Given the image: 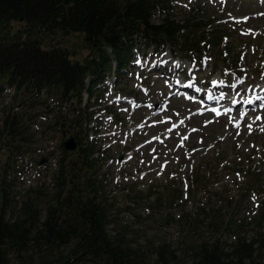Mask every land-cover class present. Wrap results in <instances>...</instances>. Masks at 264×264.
I'll return each instance as SVG.
<instances>
[{"label":"rangeland","instance_id":"374dc122","mask_svg":"<svg viewBox=\"0 0 264 264\" xmlns=\"http://www.w3.org/2000/svg\"><path fill=\"white\" fill-rule=\"evenodd\" d=\"M170 8L171 17L184 20L190 15L200 16L202 21L219 26V30L227 38L219 49L211 50L207 47L203 54H195L197 61L204 55L211 58L207 68L200 67L197 72L198 80H205L208 82L207 86H211V81L215 78L231 80L230 76H224V69L243 75L239 71V68L243 67L247 69L249 77L245 87L247 84L262 83L260 76L264 72L261 67L264 65V16L258 14L264 13V0H225L223 3L221 0H191L190 3L189 0H171ZM229 14L235 18L250 19L247 22L241 19L236 23L229 18ZM151 21L154 24L161 23L160 13H153ZM19 28V24L12 23L13 32ZM249 29L256 35L241 34ZM40 37L44 43L43 48L54 43L60 44L62 48L66 47L72 61L82 62L88 54L81 35L55 34ZM133 40L130 63L119 73H113V68L110 69L104 84L99 85V91L96 92L99 93L100 100L89 109L95 113L89 126L88 138L93 139L98 146L94 156L99 158L100 170L96 177L103 184L102 197L108 200L107 204L113 205L109 233L114 236L123 229L129 239L142 246L165 243L174 252L177 264H193L188 251L193 244L219 240L222 245L228 247L238 237L247 240L256 238L259 233L264 232V134L255 131L249 136L244 128L241 136L234 139L230 124L228 131L232 132V137H226L222 141L219 137L225 135L227 118H216L219 122L203 127V121L212 119L214 114H205L208 115L205 118V115H194L185 121L186 127L181 126L172 133L166 131L170 124L149 127L151 121H148L143 129H138L137 125L151 116L152 109L134 110L127 102L115 104L109 101L119 94L136 99L137 103H144L148 97L143 94V88H148L152 103H162L163 98L157 93L163 92L167 95L169 89L165 86L164 78L157 77L151 67L152 63L161 58L155 54L156 45L148 44L139 36H134ZM171 50L169 47L163 48V52L169 54L164 59L191 65L194 53L176 59L171 56ZM104 53L110 55V49L106 48ZM148 53L153 55L146 56ZM138 54L142 60L147 61L148 67L135 64ZM242 54H246L243 61ZM110 64L111 67L115 66V62ZM169 77V80H174L171 69ZM3 88L4 91L0 95V129L3 117H15L16 121L21 120L20 123L28 127L25 135H31L36 143L29 148H19L21 151L17 152V155L14 154L13 158L10 157L6 173L3 172L2 166L10 156L9 148L14 153L18 138L15 137L6 147L0 146V185L5 182L11 186L7 191L10 203L7 217L12 219L18 216L19 209L26 201L42 211L44 216V210L53 204L55 193V177L51 174V169L56 172L57 161L59 163L63 156L62 143L72 135L71 132L62 138L59 128L54 125L55 118L60 115L75 117L74 115H80L81 112H76L74 106L62 109L56 99L57 95L46 97L47 94H44V101L41 103V99L37 98L38 94L27 99L16 96L12 87ZM172 90L176 91L175 88ZM109 91L111 95H108ZM191 92L190 89L181 91L187 94ZM200 95L205 97L203 93ZM84 99L86 105V96ZM49 100L52 102L49 103ZM90 102L93 103V99ZM30 103H34L33 109H27ZM123 108H128L129 111H121ZM198 108L200 104L189 102L180 95L171 99L166 115L171 116L173 121H178L189 115V109L195 112ZM173 110L180 112L181 116H174ZM33 113H36L35 120H28V115L32 116ZM236 114H232L234 118H238ZM108 116L113 117L111 122H108ZM38 117L42 120L37 119ZM154 119L159 120L160 117ZM190 128H199L200 131L191 133L185 145L177 147L180 144V136L176 135V132L185 135ZM112 132L118 135H110ZM154 135H160L164 144L158 141L145 143ZM201 139L203 144L199 143ZM113 140L116 142L113 143ZM121 140L125 142L121 143ZM237 144L242 146L237 148ZM252 144L256 147H251ZM152 148L156 149L155 153L151 152ZM193 149L200 151L192 152ZM46 150L49 151L48 157L55 161L41 168L38 166L39 155ZM186 153L191 154L190 159ZM129 154L131 159L128 158ZM153 156L158 159L153 161ZM175 157H179V160ZM165 160L169 161L168 166L162 175H157ZM142 173H147L143 179ZM237 173L240 178H237ZM249 178L253 182L249 183ZM80 185H83V180H80ZM179 193L180 201L177 200ZM253 193L258 198L259 207L253 203ZM42 248L40 244H29L28 255L35 258L43 254ZM145 264L159 263L155 261L154 256H148Z\"/></svg>","mask_w":264,"mask_h":264},{"label":"trees","instance_id":"16d2710c","mask_svg":"<svg viewBox=\"0 0 264 264\" xmlns=\"http://www.w3.org/2000/svg\"><path fill=\"white\" fill-rule=\"evenodd\" d=\"M170 4L171 0H0V95L4 86L27 99L45 90L46 97L57 95L60 107L73 101L76 112H81L76 118H55L61 136L72 132L77 149L66 154L62 143L53 204L44 210V216L26 201L18 216L8 218L11 186L0 185V264H145L148 256L159 264H177L165 243L142 246L123 229L114 236L109 233L113 205L102 197L103 184L96 177L100 162L94 156L98 146L88 138L95 114L89 108L100 100L97 86L104 84L111 68L119 73L130 63L134 36L156 45V56L164 47L172 48L171 56L176 59L201 55L205 48L216 50L223 44L225 36L219 26L195 15L177 20L169 14ZM156 12L161 16L159 24L151 21ZM12 23L20 26L16 32ZM55 34L82 36L88 49L82 62L72 61L60 44L42 47L40 35ZM106 48L110 55L104 53ZM83 93L88 103L82 108ZM33 108L34 103L27 107ZM35 118L36 113L28 115V120ZM2 119L0 146L18 138L14 153L9 148L10 156L2 166L6 173L10 157L19 148L36 143L25 135L28 127L21 120L8 115ZM173 199L174 195L171 204ZM29 244H40L43 254L28 255ZM193 245L188 250L193 264H264V232L250 240L238 237L228 247L219 240Z\"/></svg>","mask_w":264,"mask_h":264},{"label":"snow or ice","instance_id":"6c2138e0","mask_svg":"<svg viewBox=\"0 0 264 264\" xmlns=\"http://www.w3.org/2000/svg\"><path fill=\"white\" fill-rule=\"evenodd\" d=\"M191 0H189V3ZM221 2H225V0H221ZM187 7V5H184ZM258 15L264 16V13H260ZM229 18L231 20H235L236 23H239L242 19L244 22H247L249 17L235 18L231 17L229 14ZM242 35L252 34L253 36L256 33L253 32L252 29L247 30V32L241 33ZM227 41V38H225ZM255 49L253 48V53ZM153 53H148L146 56H152ZM160 60L151 64L152 69L155 71L157 77H163L165 86L168 87V94L165 95L163 92H158L157 95L163 98L162 103L153 104L151 100V96L149 95V89L143 88V94L148 97L147 101L144 103H137L136 99H129L128 97H123L119 94L115 95L114 100H110L109 103L120 104L122 101L129 103L132 108L140 109V108H148L152 109L151 116L145 118V121L141 124L137 125L138 129H143L145 124L148 121H151L149 127H154L157 125L170 124L171 126L166 129L168 133H172L174 130L181 128V126H185V121L190 120L194 115H204L205 113L214 114L212 119H208L203 121V127H207L214 122H219L216 118L227 117V123L225 124V135L220 136V140H225L227 136L232 135V132L228 131L229 124L232 125V128L235 131L234 139L240 137L244 128L247 129V134L251 136L255 131H259L261 134H264V72L261 73L260 80L262 83L256 84H247L248 80V72L247 69L240 67L239 71L243 73V75H237L235 71H231L230 69H224V76L231 77V80L224 78H215L211 81V86H207L208 82L205 80H198L197 72L200 70V67L204 69L207 68L208 63L211 58L204 55L201 57L199 61L195 54L192 56L191 65H182L179 61H171L169 59H164L169 54L167 52L161 51L159 53ZM227 55V53H225ZM244 55L241 56V61L244 59ZM135 64L140 67H148V63L146 60H142L140 55L138 54L137 59L135 60ZM167 66V67H162ZM264 68V65H261ZM187 71H184V69ZM169 69L172 70L174 80H169ZM137 78L139 79V75L137 74ZM175 88L176 91L172 89ZM219 88L217 92L215 89ZM179 89H190L192 90L191 94L181 93ZM227 89V91H225ZM205 94L207 100L213 101V106H207L204 103L205 97H198L196 94ZM108 95H111V91H109ZM184 96V98L189 102H194L200 104V108H198L195 112L189 109V115L186 117L180 118L178 121H173L171 116L166 115L169 111V104L173 97L176 96ZM123 112H128V108L121 109ZM233 113L238 114V118H234ZM250 113H256L254 116H251ZM163 114V115H162ZM173 115L176 117H180L181 114L178 111L173 110ZM159 116L160 119H154ZM113 117L108 116V122H111ZM199 128H190L188 129V134L181 135L179 132H176V135L180 136V144L177 147H183L185 142L189 140V136L191 133L199 132ZM110 135L116 136L118 133L112 132ZM153 141H158L160 144H164V140L161 139L160 135H154L150 140H146V144H151ZM116 141L113 140V143ZM124 140H121V143H124ZM199 143L203 144V139L199 141ZM111 145H109L110 147ZM242 145L237 144V148H240ZM143 147V145H141ZM212 146L210 145L209 148ZM251 147H256L255 144H252ZM248 149H245L247 151ZM200 151V149H193L192 152ZM259 152V148H257ZM152 153L156 152L155 148L151 149ZM167 155V153H165ZM186 156L190 159L191 154L186 153ZM129 159H131V154H129ZM158 159V157L153 156V161ZM178 161L179 157H175ZM112 163V161H109ZM141 163H144L141 161ZM169 161L165 160V163L161 165L160 169L157 171V175H162L166 167L168 166ZM147 173L141 174V179ZM173 175H175L173 173ZM237 178H240V174L237 173ZM127 179V177H125ZM119 178H117L118 182ZM253 203L256 207H259L257 202V197L255 193L252 196Z\"/></svg>","mask_w":264,"mask_h":264},{"label":"built area","instance_id":"2783aa9c","mask_svg":"<svg viewBox=\"0 0 264 264\" xmlns=\"http://www.w3.org/2000/svg\"><path fill=\"white\" fill-rule=\"evenodd\" d=\"M88 79V78H87ZM87 81H89V80H87ZM44 94H45V92L44 91H42L39 95H38V99H41V102L44 100ZM84 96H86V99H87V95H86V93L83 95V104H82V108L83 107H85V99H84ZM52 101L51 100H49V103H51ZM71 106H74L75 107V104H74V102L73 101H69V102H67V103H65L64 105H62L61 106V108L63 109L64 108V110H66V108L67 107H71ZM90 109V108H89ZM37 119H39L40 121L42 120L40 117H38ZM40 121H39V123H40ZM39 123H38V125H39ZM90 124H92V123H90ZM90 124H89V126H90ZM48 153H49V151L48 150H46V151H44L43 153H41L40 155H39V158L41 159V158H46L47 159V163L46 164H44V165H41V168H44V167H46V166H48L51 162H54L55 160H51L49 157H48ZM55 164V163H54ZM39 166V165H38ZM55 171V169L53 170V169H51V174L55 177L56 175H57V171H58V161H57V170H56V172H54Z\"/></svg>","mask_w":264,"mask_h":264},{"label":"water","instance_id":"95a60500","mask_svg":"<svg viewBox=\"0 0 264 264\" xmlns=\"http://www.w3.org/2000/svg\"><path fill=\"white\" fill-rule=\"evenodd\" d=\"M62 137L65 138L66 134L63 132ZM63 149L65 152L73 153L77 149V142L73 136H69L64 142H63ZM47 162V159L41 158V160L38 162V165L41 166Z\"/></svg>","mask_w":264,"mask_h":264},{"label":"bare ground","instance_id":"6f19581e","mask_svg":"<svg viewBox=\"0 0 264 264\" xmlns=\"http://www.w3.org/2000/svg\"><path fill=\"white\" fill-rule=\"evenodd\" d=\"M170 79L172 78L171 76L169 77ZM99 87V85L97 86V88ZM180 90H186V89H180ZM217 92L219 91V89H215ZM227 90V89H226ZM198 97H201V95L200 94H196ZM207 99H204V103H207ZM209 104H211V103H209ZM210 106H213V103H212V105H210ZM205 114H208V113H205ZM204 114V115H205ZM254 114H256V113H250V115L251 116H253ZM203 115V116H204ZM236 115H238V114H236ZM206 116H208V115H205L204 116V118L206 117ZM220 118H227L226 116H224V117H220ZM226 120V119H225ZM227 123V121L225 122V124ZM230 125V124H229ZM234 134H235V131H234V129H233V137H234ZM230 137H232L231 135H229V136H227V138H230ZM29 174V173H28ZM31 174V173H30Z\"/></svg>","mask_w":264,"mask_h":264}]
</instances>
